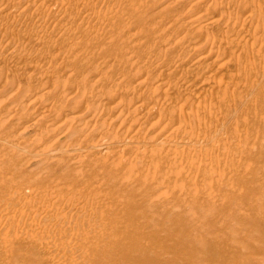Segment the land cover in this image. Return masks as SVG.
I'll use <instances>...</instances> for the list:
<instances>
[{
  "label": "rangeland",
  "instance_id": "rangeland-1",
  "mask_svg": "<svg viewBox=\"0 0 264 264\" xmlns=\"http://www.w3.org/2000/svg\"><path fill=\"white\" fill-rule=\"evenodd\" d=\"M6 1L0 0L1 8H6L8 3L10 7L15 4L22 8L21 0H17V5L16 1L12 3L14 0ZM39 1L34 0L33 7L34 3L29 2V7L27 0H22L26 4L23 10L19 8L24 11H17L19 14L7 10L10 7L1 9L9 12L8 21L19 22L11 21L10 27L0 30V106L4 107L11 100L5 106L7 109H3L7 112L12 106L18 114L14 117L11 109L6 114L0 108L3 111L0 112V264H264V89H260L264 88V76H260L264 75V68L259 74L255 72V77L245 73L246 68L244 74L250 78L244 80L238 76L245 75L241 72L237 76L234 68V60L239 58L242 46L247 47L251 39L256 37V41L264 36V31L261 34L264 20L260 22V30L252 32L255 37L251 31L257 23L244 22L257 8L259 12L263 7L261 13L264 15V6H261L264 1L254 0L257 2L253 5L255 11H252V0H242L244 3L240 0H178L182 4L177 0ZM56 2L59 4L53 9ZM84 4L88 9L83 8ZM212 4L217 6L213 9ZM41 5L54 15L47 14L50 12L44 8L41 11ZM31 9L38 11L35 14ZM90 9L96 15L91 14ZM247 11H250L248 15ZM5 12L0 16L4 23L8 22L4 21ZM42 12L43 17H47L43 18ZM64 12L69 18L67 15L61 18ZM25 13L27 21L23 18ZM231 13L236 15H232V19ZM190 14H199L205 20L208 17L214 23L221 20L219 14L224 21L225 16L230 17V20L226 17L229 22L224 24H230L229 27L233 24L231 29H239L241 33L228 34L232 30L227 31V25L221 26L222 18L220 26L217 23V26H208L207 19L200 34H194L190 29L196 31L199 27L189 25ZM236 17L240 25L246 24L240 26L231 22L238 23ZM57 18L62 19L63 29ZM20 24H24L21 25L24 29H20ZM249 26L253 28L250 29L252 38L249 42L244 38L243 42L241 35ZM248 29L247 37L244 35L247 39L250 38ZM26 30L29 35L35 31V40L29 38ZM183 31L192 40L199 41H192L194 47L203 43L206 31L214 38L219 36L218 41L211 36L208 40L214 39L217 59H224L219 60L223 62L220 64L224 65L225 61L234 68L231 74L228 68L222 69L226 74L221 80L225 81L223 87L219 85L199 95L196 85L203 79L206 83L207 76H210L208 80L214 77L218 83L221 74L210 75L213 65L210 61H207L210 65L204 64L201 58L209 46L198 50L191 43L187 51L186 47L177 46L186 38ZM18 33L24 36L20 38ZM256 33L261 34L260 37ZM229 35L236 36L235 42ZM222 36L224 41L220 39ZM12 42L18 48L12 46ZM216 43L222 44L220 51L227 43H232L229 46L238 44L237 48L231 47L236 49L233 63L227 58L230 52L223 50L225 55L221 54ZM258 44L260 46L261 42ZM181 49L184 51H179ZM180 52L187 54L182 58ZM5 57L10 59L5 60ZM217 59L215 62L219 63ZM198 65H201L202 76L199 75L201 79H195L194 83L193 73L185 68ZM157 69L161 70L155 71ZM180 69L187 70L186 75H182ZM228 75H231L229 80ZM177 76L193 85L187 94L194 102L185 104L183 97L179 98L184 93L185 83L179 85L181 82L177 79L175 84ZM186 76L191 78L187 81ZM257 76L259 83L255 84L253 78ZM251 78V88L253 84L259 87L262 82L259 88L262 94L253 85L257 90H252L253 96L248 95ZM143 79H148L147 84L145 87L138 85L139 90L136 82ZM158 80L165 83H162L163 88L159 87ZM214 80L207 83L212 84ZM237 80L243 82L240 84ZM157 82L160 91L154 89ZM245 82L249 85L243 87ZM164 85L171 91H165ZM128 86L133 88L131 92L126 90ZM124 87L127 92L123 91ZM142 88L149 90L142 91ZM134 90L137 94H133ZM173 93L181 100H176ZM7 98L12 99L7 101ZM201 100H205L204 103ZM119 102V112L124 106L120 113L114 107ZM39 103L41 107H37ZM140 103L145 106L142 108ZM138 104L141 110L145 109L143 115ZM53 107L55 110L51 111ZM137 109L139 114L135 112ZM90 110L93 114L90 112V117L86 116L87 123L82 122L84 116L80 123L79 119L75 121L79 112L84 115V111ZM88 120L90 124L93 122L92 126ZM142 121L143 126H140ZM138 126L141 129H137ZM85 138H90L91 142L86 143ZM82 142L88 145H84L86 150L77 146ZM85 153L88 159L84 158ZM71 202L75 203L69 208L67 203ZM48 212L51 213L48 215Z\"/></svg>",
  "mask_w": 264,
  "mask_h": 264
},
{
  "label": "bare ground",
  "instance_id": "bare-ground-1",
  "mask_svg": "<svg viewBox=\"0 0 264 264\" xmlns=\"http://www.w3.org/2000/svg\"><path fill=\"white\" fill-rule=\"evenodd\" d=\"M4 1H5V0H4ZM7 1L9 2V0H7ZM7 1H6V2H7ZM15 1H16V5H17V0L12 1V3H13V2L15 3ZM18 1H19V0H18ZM38 1H39V0H37V2H38ZM43 1H46V0L39 1V3H40V2L43 3ZM49 1H50V0H49ZM64 1H66V0H64ZM80 1H81V0H80ZM80 1H79V2H80ZM84 1H85V0H84ZM132 1H134V0H132ZM177 1H178V0H177ZM193 1H194V0H193ZM193 1H192V2H193ZM201 1H202V0H201ZM223 1H224V0H223ZM229 1H232V0H229ZM234 1H235V0H234ZM240 1H241L242 3H244V1H246V0H244V1L240 0ZM252 1H253V3H252V4L250 3V4L252 5V6H251V7H252V11H255V10L253 9V5H254V3H255L256 1H254V0H252ZM258 1H261V0H258ZM262 1H264V0H262ZM262 1H261V2H262ZM6 2H5V3H6ZM20 2H21L23 5L26 4V3H27L26 5H28L29 2L34 3V0H33V1L30 0L29 2H28V0H27L26 3H24L25 1L22 2V0H21ZM20 2H19V3H20ZM47 2H48V0H47ZM50 2H51V1H50ZM79 2H78V3H79ZM87 2H88V0H87ZM87 2H86V5H87ZM178 2H179L180 4H182V1H178ZM183 2H184V0H183ZM185 2H186V1H185ZM198 2L200 3V1H198ZM5 3H3V5H4ZM19 3H18V5H19ZM31 3H30V4H31ZM35 3H36V2H35ZM35 3H34L33 5L31 4V7L35 6ZM39 3H37L36 6L40 7V6H39ZM45 3H46V2H45ZM45 3H44V4H45ZM60 3H61V2H60ZM62 3H63V2H62ZM179 3H178V4H179ZM187 3H188V2H187ZM190 3H191V2H190ZM193 3H197V2H193ZM193 3L191 4V6H193ZM221 3H222V2H221ZM221 3H219L218 5H220ZM258 3H259V2H258ZM22 4H20V5H22ZM56 4H59V3L56 2L55 4H53V5H52V6H54L53 9L55 8ZM69 4H70V3H69ZM81 4H82V3H81ZM180 4H179V5H180ZM200 4H201V3H200ZM222 4H223V3H222ZM222 4H221V5H222ZM245 4H246V3H245ZM250 4H249V5H250ZM256 4H257V2L255 3V5H256ZM3 5H2V6H3ZM5 5H6V4H5ZM5 5H4V6H5ZM23 5H22V8H23ZM70 5H71V4H70ZM84 5H85V4H84ZM86 5H85V6L82 5L83 8L85 7V9H86V8H87ZM197 5H198V3L196 4V7H198V6L200 7V5H198V6H197ZM28 6H29V5H28ZM41 6H43V5H41ZM45 6L48 8L49 5L46 4ZM50 6H51V4H50ZM58 6L60 7V5H58ZM201 6H202V5H201ZM213 6L216 7L217 4H216V5L212 4V7H213ZM259 6H260V3H259ZM259 6H256V7H259ZM261 6H264V3H262ZM5 7H6V6H5ZM7 7H10L9 3L7 4ZM7 7H6V8H7ZM24 7H25V6H24ZM26 7H27V6H26ZM29 7H30V6H29ZM29 7H28V8H29ZM38 7H37V8H38ZM59 7H58V8H59ZM88 7H89V8H92V7H90V6H88ZM196 7H195V8H196ZM215 7H213V9H214ZM6 8L3 9V8L0 7V16H1L2 12H5V11H1V9L5 10ZM19 8H21V6L18 7V6H15V4H13V5H11V7H10L9 9L7 8V10H14V11H16V12L18 11V12L20 13V12H22L23 9L21 8L22 10L20 11ZM35 8H36V7H35ZM42 8H44V6L41 7V11H42ZM47 8H44V10L47 9ZM56 8H57V7H56ZM56 8H55V9H56ZM249 8H250V7H249ZM254 8H255V7H254ZM262 8H263V7H261V9L259 8V9H260L259 12H258V8H257V9L255 8L257 12L255 11V12H253L252 14H249V15H251V16H247L246 21H245V19H244V22H247V21H248V22L254 23V21H255V23H257V24H256V28H255V26L253 27V28H254L253 31H251V30L253 29V28L251 29V27H252L253 25H252L251 27L249 26V27H248L249 29H248V28H245V31H243L244 29L241 30V31L244 32V35H245L246 30L248 29V31H249L248 33H249V36H250V38L247 39V38H246L247 35H245L246 37H244V35H241V38L243 37V42H244V38H245L246 41L250 40V39L252 38V36H251V34H253L252 32H254L255 30H258V28H261V26L264 25V23H263V22H264V21H263V20H264V17H262V16H264V15H263V13H261V12H262V11H261ZM24 9H25V8H24ZM29 9H30V8H29ZM33 9H34V8H33ZM59 9H61V7H60ZM59 9H58V10H59ZM87 9H88V8H87ZM189 9H190V8H189ZM210 9H212V8H210ZM210 9H209V10H210ZM47 10H48V9H47ZM47 10H46V11H47ZM244 10H245V9H244ZM244 10H243V11H244ZM248 10H250V9H248ZM14 11H12V12L14 13ZM31 11H34V10L31 9ZM35 11L37 12L38 9H36ZM35 11L32 12V13H35V14H36ZM48 11L50 12V10H48ZM48 11H47V12H48ZM51 11L53 12L54 10H51ZM90 11H92V9H90ZM18 12H17V13H18ZM23 12H24V11H23ZM23 12H22V13H23ZM28 12H29V11H27V13H28ZM56 12H57V11H56ZM192 12H193V11H192ZM206 12H207V11H206ZM5 13H6L5 16H6L7 18L5 17L6 19H5L4 21H8L9 18H8L7 14H8L9 12L6 11ZM10 13H11V11H10ZM13 13H12V15H13ZM19 13H18V14H19ZM27 13H25L26 16L23 17L25 20H26V17H27ZM54 13H55V12H54ZM58 13H59V12H58ZM64 13H65V12H64ZM88 13H89V12H88ZM90 13H91V14H92V13L95 14V12H93V11L90 12ZM194 13H195V12H194ZM248 13H250V11H249V12L247 11V15H248ZM260 13H261L262 15H261ZM18 14H16V16H17ZM40 14H41V12L39 13V15H40ZM47 14H52V13L50 12V13H47ZM55 14H56V13H55ZM61 14H62L61 18L64 17L63 15H65V16H66V15H67V16L69 15V14H67V13H65V14L61 13ZM200 14H201V13H200ZM202 14H203V13H202ZM202 14H201V15H202ZM204 14H205V13H204ZM220 14H221V13H220ZM220 14H219L218 18H219V19L221 18V20H222L223 15H222V17H220V16H221ZM242 14H243V12H242ZM242 14H240V15H242ZM21 15H22V14H21ZM21 15H20V16H21ZM30 15H32V14L30 13ZM30 15H29V16H30ZM52 15H54V14H52ZM57 15H58V14H57ZM87 15H89V14H87ZM95 15H96V14H95ZM97 15H98V14H97ZM198 15H199V14H198ZM198 15H197V14H196V15H195V14H193V15L190 14V16H189V18H188V19H189L188 22H189V25H190L191 27H192V26H197V27H199V29L196 27V28L198 29V31H197V29H196V31H193V30H195L194 28H193V29H192V28L190 29V27L188 28V29L192 30V32H195L194 34H196V32L199 33V31L201 32V29L203 28L202 25H203V24L205 23V21L208 19L207 16H206L207 19L205 20V17H204V19H203V16L200 17L201 15H199V16H198ZM224 15H225V14H224ZM227 15H229V14H227ZM232 15H233V14L231 13V16H230L231 19H232ZM3 16H4V13L2 14L1 17H3ZM9 16H10V15H9ZM14 16H15V15H14ZM16 16H15V17H16ZM22 16H24V15H22ZM22 16H21V17H22ZM32 16H33V19L36 20V18H34L35 15L33 14ZM89 16H90V15H89ZM235 16H236V15L234 14L233 17H235ZM237 16H239V15H237ZM260 16H261V17H260ZM1 17H0V21L3 22V20L1 19ZM35 17H36V16H35ZM39 17H40V16H39ZM42 17H43V12H42ZM44 17H47V16H44ZM44 17H43V18H44ZM55 17H56V15H55ZM58 17H60V15H59ZM70 17H72V16L70 15ZM226 17H227V16H225V21H224V18H223V21H224V22H223V23L221 22V26H222V24H224L225 22H229V21L226 20ZM230 17H227V18H229V20H230ZM13 18H14V17H13ZM17 18H18V16L16 17V19H17ZM19 18H20V17H19ZM27 18H28V17H27ZM31 18H32V17H31ZM40 18H41V17H40ZM43 18H41V21H42ZM52 18H53V17H52ZM61 18H59V19L57 18V22H58V21H59V22L61 21L60 24H62V19H63V18H62V19H61ZM68 18H69V16H68ZM218 18H217V20H218ZM236 18H237L236 20H238V17H236ZM241 18H242V20H243V16H242V17L240 16V19H241ZM260 18H261V19H260ZM21 19H22V18H21ZM49 19H50V18H49ZM60 19H61V20H60ZM66 19H67V18H66ZM18 20H19V19H18ZM30 20H31V19H30ZM35 20H34V21H35ZM38 20H39V18H38ZM52 20L55 21V19H52ZM68 20H69V19H68ZM208 20H209V21H208V26H209V25H212V26L215 25V26H217V25L220 23V21H221V20H220V21L218 20L219 22H216V21H215V22L217 23V25H216V23L210 21V19H208ZM212 20H213V17H212ZM261 20H262L263 22H262ZM11 21H15V19H14V20H11ZM11 21H8V22H5V23L3 22V24L0 23V30H1L2 28H5V30H6V27H8V26L10 27V25L12 24ZM26 21H27V20H26ZM31 21H32V20H31ZM31 21H30V22H31ZM41 21H40V22H41ZM64 21H65V20H64ZM15 22H17V21H15ZM15 22H14V23H15ZM18 22H19V21H18ZM18 22H17V23H18ZM22 22H23V21H22ZM40 22H39V23H40ZM47 22H48V21H47ZM57 22H56V23H57ZM59 22H58V23H59ZM67 22H68V21H67ZM231 22H234L236 25L240 23L239 20L237 21L238 23H236V21H232V20H231ZM244 22H243V23L241 22V23H242L241 25H245L246 23L244 24ZM260 22H262V25L260 24ZM17 23H16V24H17ZM23 23H24V22H23ZM32 23H34V22H32ZM32 23H31V24H32ZM58 23H57V24H58ZM65 23H66V22H64V24H65ZM206 23H207V21H206ZM206 23H205V24H206ZM251 23H250L249 25H251ZM34 24H35V23H34ZM34 24H33V25H34ZM235 24H234V26H235ZM259 24H260V25H259ZM21 25H24V24H20V26H21ZM38 25H39V28H40L41 24H38ZM224 25L226 26L227 23L224 24ZM224 25H223V26H224ZM229 25H230V24H228L227 27H229ZM232 25H233V24H232ZM232 25L229 27L230 29H228V28L226 27L227 31H228V30H232V29H231V28H232ZM239 25H240V24H239ZM241 25H240V26H241ZM258 25H259V26H258ZM46 26H47V25H46ZM60 26H61V25H60ZM204 26H205V25H204ZM218 26H220V25H218ZM11 27H12V26H11ZM13 27H15V26L13 25ZM30 27H31V26H30ZM35 27H36V26H35ZM42 27H43V26H42ZM44 27H45V25H44ZM205 27H207V26H205ZM21 28H22V26L20 27V29H21ZM28 28H29V27H28ZM46 28H47V27H46ZM46 28H44V30H46ZM243 28H244V27H243ZM7 29H8V28H7ZM22 29H24V28H22ZM36 29H37V28H36ZM42 29H43V28H42ZM62 29H63V24H62ZM188 29H187V30H188ZM223 29H224V28H223ZM233 29H235V28H233ZM250 29H251V30H250ZM262 29H263V30H262ZM262 29H261V30H262V33H261V34L263 35L264 28L262 27ZM34 30H35V29H34ZM34 30H33V31H34ZM40 30H41V28H40ZM203 30H204V29H203ZM238 30H239V29H238ZM238 30H237V31H236V30H232V31H229V32H227V33H228V34L230 33L231 35H233V34L236 35V34L238 33ZM259 30H260V29H259ZM259 30H258V31H259ZM20 31H21V30H20ZM38 31H39V30H38ZM42 31H43V30H42ZM185 31H186V30H185ZM204 31H205V30H204ZM233 31H235V32L233 33ZM250 31H251V34H250ZM21 32H22V31H21ZM23 32H24V31H23ZM43 32H44V31H43ZM188 32H189V31H188ZM190 32H191V31H190ZM206 32L209 33V31H206ZM219 32H220V31H219ZM219 32H218V33H219ZM223 32H224V31H223ZM255 32H256V31H255ZM255 32H254V33H255ZM26 33H28L27 30H26ZM34 33H35V31H34ZM34 33H33V34L31 33V35H29L30 33H28L27 35H29V38H30V39H32V40L34 39V40H35V36H36V34H34ZM202 33H203V31H202ZM208 33H205V32H204L203 43H202V44L199 43V44H200L199 46L196 44V43H198L199 41L196 42L195 39L192 40V38H191L190 36L186 35V34L184 33V31H183V34L186 35L185 40H183L184 38L181 37L183 41L181 40L178 44H177V41L175 40V43L177 44V46L179 45V48H180V47H181V48H185V47L187 48V45H189V44L191 45L192 41H195V42H196V43H195V42H194V43H195L197 46L194 47L195 45L193 46V43H192V46H193L194 48H196V49L198 48V50H199V49H203V48L206 49V47L209 46V48L207 47L208 49H207L206 53L203 54L201 58L204 59V64H205V63H206V64L208 63V64L210 65V63H211V64L213 65L212 68H211L210 66H208V65H205V66H207L208 68H209V67L211 68V70H212V74H210V75H214V74L216 75L217 73H220V74H221V75H219V80H220V81L218 80V83H217V81L214 80L215 78L213 77V79H211V80H214V82L212 81L214 84H213L212 82H211L212 84H209V83H207V81L210 82L211 80H208V79H210V76H207V79L205 80L206 83L204 82V79H203V82L201 81V82L199 83V82H198V81H199L198 78H200L199 75L202 76V74H201V72H200V70H199V67H200L201 65H200V66H199V65H198V66H195V67H193V68H192V67H189V68L187 67V68H185V69L188 70V73H189V70L193 73V75H194L193 78H194V77H195V78L192 79V80H194V83H195V79L198 80V81H196V83H199V84H198V86L196 85V87H195L196 89H198V93L200 92V93L202 94V92H205V93H206V91H207V92L210 91V90L212 91V89H213L214 87L217 88V87H219V85H220V87H223V84H222V83L225 84V81L223 82V81H221V80H223V79H224L223 76L226 75L224 72H222V69H223V68H224V69H225V68H228V69H229V72L231 71V69L236 68V70L238 71V72H236V73H237V76H238V74L241 73V72H242V74H244V71L246 70V68H248V69L245 71V73H247V72H248V73H251V74H253V76H254L256 73L259 74L258 72H261V70L264 68V67H263V66H264V55H263L264 52H262V51H264V36H262V37H263L262 39H261V38H258V37H260V35H261V34H260V35L258 34V35H259V36H258V35H257L258 32L256 33V36H258L257 38L260 39V40L256 39V41H255V38H256V37H255L254 34H253V36H254L255 38L253 37L254 40L251 39V40H252V41H251V44H250V45L248 44L249 47H248V45H247V47H246V46L244 47V46L241 45L242 48L244 47V48H243L244 50H242V48H241V53H240L241 55L239 54V58L237 57V58H236V61L234 60L235 57L232 58V57H233L232 55H234L233 52H235L236 49L233 50L232 48H233L234 46H236V47H234V48H237L238 44L233 43V44H235V45H232V46H233V47H232V46H229V45L232 44V43H229V45H228V43H227V44H225V46H224V48L222 49V51H220V46H221L222 44H221V43H220L219 45H217V43L215 44V45L218 46V49H219L218 51H220L221 54H223L224 51H226V52H230V53H227V54H230L231 56L229 55V56H227V58L229 57L228 59H231L230 62H232V63H233V60H234V62L236 63V64L234 63V65H236L234 68L231 67V66L228 65V64L226 65V64H225V61H224V65L220 64V62H222V61H219V60L222 59V58H221V57H218V59H217V51H216V48L213 49V48H214V39H216V41H218V40H219V36H217V38H218V39H217V38H214V35H209L210 33H209V34H208ZM212 33H213V32H212ZM212 33H211V34H212ZM218 33H217V34H218ZM220 33H221V32H220ZM220 33H219V34H220ZM232 33H233V34H232ZM239 33H241V32H239ZM239 33H238V34H239ZM187 34H188V33H187ZM190 34L193 35V33H190ZM199 34H200V33H199ZM213 34H216V33H213ZM217 34H216V35H217ZM27 35L25 34V36H27ZM39 35H40V34H39ZM172 35H173V34H172ZM192 35H191V36H192ZM197 35H198V34H197ZM201 35H202V34H201ZM201 35L198 36V37H201ZM221 35H224V34H221ZM18 36H21V33H20V34L18 33ZM22 36H24V34H22ZM22 36H21L20 38H22ZM209 36H211V37L214 38V39H213V38H210V40L213 39L212 42H211L210 40H208V39H209ZM226 36H227V35H226ZM229 36H230V35H229ZM249 36H248V37H249ZM1 37H2V36H1ZM179 37H180V36H179ZM189 37L191 38V40L189 39ZM192 37H193V36H192ZM198 37H195V35H194L193 38H198ZM203 37H201V38H203ZM215 37H216V36H215ZM227 37H228V36H227ZM230 37H232V36H230ZM20 38L18 37V39H20ZM222 38H223V36L220 37L221 40H222ZM235 38H236V36L232 37L231 40L234 39L233 41L235 42V40H236ZM238 38H239V37H238ZM238 38H237V39H238ZM241 38H240V39H241ZM4 39H5V38H4ZM177 39H178V38H177ZM179 39H180V38H179ZM179 39H178V41H179ZM240 39H239V40H240ZM5 40H6V39H5ZM12 40H13V39H12ZM14 40H15V39H14ZM16 40H17V39H16ZM20 40H21V39H20ZM241 40H242V39H241ZM257 40H258V41H257ZM2 41H3V40H2ZM7 41H8V40H7ZM17 41H19V40H17ZM37 41H38V40H37ZM37 41H36V42H37ZM190 41H191V42H190ZM201 41H202V40H201ZM201 41H200V42H201ZM208 41H210L211 43L208 42ZM216 41H215V42H216ZM222 41H224V40H222ZM13 42H14V41H13ZM13 42H12V43H13ZM227 42H228V41H227ZM229 42H230V41H229ZM240 42H242V41H240ZM248 42H249V41H248ZM248 42H247V43H248ZM258 42H261V45H260V46H257V45L260 44V43L258 44ZM0 43H1V42H0ZM5 43H6V42H5ZM175 43H173V44H175ZM225 43H226V42H225ZM256 43H257V44H256ZM18 44H19V42H18ZM176 44H175V45H176ZM242 44H243V43H242ZM255 44H256V46H257L258 48L255 46ZM9 45H10V44H8L7 46H9ZM14 45H16V44L13 43L12 46H14ZM201 45H202V47H201ZM243 45H245V43H244ZM3 46H4V45H3ZM5 46H6V45H5ZM253 46H255L257 49H256L255 47L253 48ZM16 47H17V45H16ZM174 47H175V46H174ZM193 47H192V48H193ZM199 47H200V48H199ZM221 47H222V46H221ZM231 47H232V48H231ZM13 48H15V47H13ZM17 48H18V47H17ZM175 48H178V47H175ZM190 48H191V46H190ZM192 48H191V49H192ZM194 48H193V49H194ZM188 49H189V47L186 49V51H187ZM191 49H190V51H191ZM176 50H177V49H176ZM223 50H224V51H223ZM231 50H232V51H231ZM239 50H240V49H239ZM11 51H12V50H11ZM21 51L23 52V50H21ZM179 51L183 52L184 50L182 51V49H181V50H179ZM242 51H243L244 53H243ZM256 51H257V52H256ZM12 52H15V51H12ZM24 52H25V51H24ZM181 52H180V53H181ZM188 52H189V51H188ZM17 53H19V52H17ZM25 53H26V52H25ZM184 53H185V52H184ZM184 53H183V54H184ZM232 53H233V54H232ZM262 53H263V54H262ZM21 54H23V53L20 52V56H21ZM158 54H159V53H158ZM158 54H154V55H158ZM181 54H182V53H181ZM183 54H182V55H183ZM185 54H187V53H185ZM242 54H246V55H242ZM163 55H164V54H163ZM223 55H225V54H223ZM7 56H8V55H7ZM11 56H14V55H11ZM23 56H25V55H23ZM161 56H162V55H161ZM171 56H173V55H171ZM180 56H181V55H180ZM180 56H179V57H180ZM235 56H236V55H235ZM237 56H238V55H237ZM241 56L246 57V59L244 58V60H242V59H241V58H242ZM14 57H15V56H14ZM16 57H18V59H20L19 56H16ZM136 57H137V56H136ZM156 57H157V56H156ZM156 57H154V58H156ZM158 57H159V55H158ZM181 57H182V56H181ZM181 57H180V58H181ZM7 58H8V57H7ZM12 58H13V57H12ZM24 58H25V57H24ZM177 58H178V57H177ZM180 58H179V59H180ZM182 58H184V55H183ZM182 58H181L180 61L184 62V61L182 60ZM201 58H200V59H201ZM9 59H10V58L6 59V57H5V60H9ZM25 59H27V58H25ZM156 59H157V58H156ZM161 59H162V58H161ZM216 59L218 60L219 63L215 62ZM228 59H226V60H228ZM12 60H13V59H12ZM152 60H153V59H152ZM168 60H169V59H168ZM177 60H178V59H177ZM222 60H224V59H222ZM10 61H11V60H10ZM158 61H159V60H158ZM180 61H179V62H180ZM205 61H206V62H205ZM207 61H210V63L207 62ZM149 62H150V61H149ZM175 62H176V64L179 63V62H177V61H174V63H175ZM182 62H180V65H182V64H181ZM13 63H14V62H13ZM133 63H134V62H133ZM153 63H154V60H153ZM161 63L164 64L163 62H161ZM171 63H172V62H171ZM222 63H223V62H222ZM226 63H227V61H226ZM232 63H231V64H232ZM159 64H160V62H159ZM159 64L157 63V65H159ZM176 64H175V65H176ZM229 64H230V63H229ZM160 65H161V64H160ZM178 65H179V64H178ZM234 65H232V66H234ZM176 66H177V65H176ZM176 66H173V67H176ZM166 67H167V66H166ZM166 67H165V68H166ZM168 67H169V66H168ZM173 67H172V68H173ZM207 67H206V68H207ZM157 68H158V67H157ZM163 68H164V67H163ZM165 68H164V70H165ZM169 68H170V67H169ZM150 69H151V68H150ZM152 69H153V65H152ZM154 69H155V68H154ZM154 69H153V70H154ZM182 69H183V68H182ZM153 70H152V71H153ZM160 70H161V69H160ZM160 70L157 69V70H155V71H160ZM164 70H162V71H164ZM166 70H168V69H166ZM166 70H165V71H166ZM187 70H186V71L183 70V72H182V70L180 69V71H181L180 73H181V74H182V73L184 74V72L187 73ZM206 70H207V69H206ZM149 71H150V70H149ZM152 71H151V72H152ZM168 71H169V70H168ZM168 71H167V72H168ZM207 71H210V70H207ZM147 72H148V70H147ZM151 72H150V73H151ZM169 72H171V71H169ZM169 72H168V73H169ZM172 72H173V71H172ZM210 72H211V71H210ZM210 72H209V73H210ZM232 72H233V71H232ZM255 72H256V73H255ZM148 73H149V72H148ZM152 73H153V72H152ZM154 73H155V72H154ZM156 73H157V72H156ZM173 73H174V72H173ZM177 73H179V71H178ZM236 73H235V75H236ZM263 73H264V72H263ZM183 74H182V75H183ZM224 74H225V75H224ZM228 74H231V72L228 73ZM261 74H262V73H261ZM149 75H150V74H149ZM158 75L161 76L160 78H162V75H163V74L161 75V72H159ZM175 75H176V74H175ZM178 75H179V74H178ZM184 75H186V74H184ZM188 75H190V74H188ZM207 75H208V74H207ZM233 75H234V74L232 73V76H233ZM244 75H245V77H241L242 75L239 74L238 77L241 78V80H244V78H245V79L250 78V77L248 76V74H247V75L244 74ZM244 75H243V76H244ZM159 76H158V77H159ZM180 76H181V75H180ZM180 76H179V77H180ZM191 76H192V75H191ZM191 76H190V77L188 76L189 79L191 78ZM229 76H231V75H228V77L226 76L228 80H229ZM251 76H252V75H251ZM255 76H256V75H255ZM255 76H254V77H255ZM258 76H259V75H258ZM258 76H257L256 78H253V79H254V83H255V82H258V83H259V80H257ZM260 76L263 77L264 75H260ZM155 77H157V76H155ZM158 77H157V78H158ZM181 77H182V76H181ZM181 77H180V79L178 78V76H177V78H175V79L173 78L174 80H176V81H173V82H175V84H177L176 82H177V79H178V81L180 80V82H181L180 84L178 83L179 85H181L182 83H185V81L183 80L184 78H181ZM186 77H187V76H186ZM188 77H187V81H188ZM208 77H209V78H208ZM246 77H247V78H246ZM150 78H151V76H150ZM242 78H243V79H242ZM144 79H145V78H144ZM144 79H143V80H144ZM158 79H159V78H158ZM200 79H201V78H200ZM232 79H235L234 76H233ZM255 79H256L257 81H255ZM259 79H260V78H259ZM262 79H263V78H262ZM132 80H133V79H132ZM141 80H142V79H141ZM147 80H148V79H147ZM147 80H146V81H145V80H144V81H141L140 83H137V82H136L137 88L139 87V90H140L141 87H145L144 85L147 84V83H146ZM159 80H160V79H159ZM159 80H158V81H159ZM161 80H162V79H161ZM161 80H160V81H161ZM171 80H172V79H171ZM185 80H186V78H185ZM192 80H191V81H192ZM228 80H226V81L228 82V83H227V82H226V83H227V84H230V82H229ZM238 80H239V79H238ZM238 80H237V81H238ZM122 81H123V79H122ZM136 81H137V80H136ZM160 81H159V82H160ZM183 81H184V82H183ZM187 81H186V82H187ZM215 81H216V83H215ZM230 81H232L231 78H230ZM233 81H234V80H233ZM245 81H246V80H245ZM261 81H262V80L260 79V82H261ZM263 81H264V80H263ZM120 82H121V80H120ZM159 82H157L156 87L154 86V87H155V88H154L155 90H158L159 87H160V88L162 87V83H163V81L160 82V84H159L160 86L158 85ZM164 82H165V81H164ZM167 82H168V81H167ZM170 82H171V81H170ZM189 82H190V81H189ZM238 82L240 83V81H238ZM242 82H243V81H241V83H242ZM171 83H172V82H171ZM190 83H191V82H190ZM241 83H240V84H241ZM246 83H247V82L243 83V85H244L243 87H245V85H249V84H250V85H249V87H250V86H251V83H252V78H251L249 84H248V83L246 84ZM149 84H150V83H149ZM163 84H165V83H163ZM168 84H169V83H168ZM172 84H173V83H172ZM172 84H171V85H172ZM175 84H174V85H175ZM186 84H187V83H185V85H186ZM227 84H226V85H227ZM240 84H237V83H236L237 86L240 85ZM255 84H257V83H255ZM255 84H253V85H255ZM134 85H135V84H133V88L136 87V86H134ZM138 85H141V87L138 86ZM151 85H152V84H151ZM157 85H158L159 87H158ZM182 85H183V84H182ZM185 85H184V87H183V90H184V93H185V94L183 93V91H181L184 95H183V94H182V96L179 95V89H178V90L176 89V90L178 91V94H177V95L180 96L179 98L183 97V98H181V99L184 100V103H185V104H186V102H190V101H191L190 103H192V102H194V101H192V99L190 98V94H187V93H188V91L190 90V88H191L193 85H192V84H191L192 86L189 85V84H187L186 86H185ZM194 85H195V84H194ZM221 85H222V86H221ZM226 85H224V86L227 87ZM253 85H252V88H254L255 86L258 87V85H255V86H253ZM261 85H262V82H261L260 86H261ZM125 86H126V85H125ZM131 86H132V85H131ZM164 86H165V85H164ZM177 86H178V85H177ZM228 86H229V85H228ZM260 86L258 87V89L260 88ZM97 87H98V86H97ZM148 87H149V86H148ZM165 87H167V88L164 89V90L166 91L169 87H168L167 85H166ZM130 88L133 89L132 87H130ZM156 88H157V89H156ZM162 88H163V87H162ZM171 88H172V87H171ZM179 88H180V87H179ZM237 88H238V87H237ZM237 88H235V89H237ZM247 88H248V86H247ZM252 88L250 87L251 91H250V94H248V95H252V93H251L252 90H255V89H256V88H254V89H252ZM16 89H17V87H16ZM127 89H129V86L126 88V90H127ZM131 89H129L130 91H129V90H128V91L131 92ZM135 89H136V88H135ZM145 89H146V88H142V91H143V90H144V91L149 90V88H147L146 90H145ZM150 89H151V88H150ZM152 89H153V87H152ZM250 89H249V90H250ZM260 89H264V88L262 87V88H260ZM260 89H259V91H260V93H261L262 90H260ZM18 90H19V89H18ZM95 90H96V89H95ZM124 90H125V87H124L123 91H124ZM155 90H150V91L154 92ZM169 90H170V89H168V92H169ZM180 90H181V89H180ZM217 90H219V89H217ZM217 90H216V91H217ZM256 90H257V89H256ZM15 91H17V90H15ZM134 91H135V90H134ZM142 91H140V92H142ZM159 91H160V89H159ZM165 91H164V93H165ZM170 91H171V90H170ZM124 92H127V91H124ZM132 92H133V91H132ZM168 92H166V94H167ZM181 92H180V94H181ZM255 92H257V94H258V91H255ZM263 92H264V90H263ZM263 92H262V93H263ZM13 93H14V92H13ZM18 93H19V92H17V94H18ZM135 93H136V91L133 92V94H135ZM144 93H145V92H144ZM147 93H148V91H147ZM155 93H156V91H155ZM176 93H177V92H175V94H176ZM200 93H199V95H200ZM209 93H211V92H209ZM218 93H219V92H218ZM220 93H221V90H220ZM224 93H225V92H224ZM262 93H261V94H262ZM136 94H137V93H136ZM138 94H139V93H138ZM150 94H152V93H150ZM159 94H160V93H159ZM173 94H174V93H173ZM175 94H174V95H175ZM263 94H264V93H263ZM168 95H169V94H167V96H168ZM191 95H193V94H191ZM253 95H254V92H253ZM253 95H252V96H253ZM17 96H18V95H17ZM17 96H16V97H17ZM163 96H165V94H164ZM175 96H176V95H175ZM195 96L198 97V94L195 95ZM252 96H251V97H252ZM259 96H260V94H259ZM259 96H257V97H259ZM262 96H263V95H261V97H262ZM12 97H13V95H12ZM169 97H170V96H168V97H166V98L169 99ZM255 97H256V96H255ZM177 98H178V96H176V100H177ZM179 98H178V101L181 100V99H179ZM192 98H195V97L193 96ZM202 98H203V97H202ZM7 99H8V98H7ZM10 99H12V98H10ZM10 99H8L7 101H9ZM164 99H165V98H164ZM168 99H167V100H168ZM252 99H253V98H252ZM14 100H15V98L13 99L12 103L14 102ZM202 100H203V99H202ZM202 100H201V101H202ZM253 100H254V99H253ZM7 101H5V103H6ZM10 101H11V100H10ZM10 101L7 102V104L10 103ZM164 101H165V100H164ZM164 101H163V102H164ZM178 101H177V102H178ZM204 101H205V100H204ZM204 101H202V102L204 103ZM202 102H201V103H202ZM120 103H121V102L117 103V104H119V105H116V104H115L116 106L114 105L115 109H118V107H120ZM165 103H166V101H165ZM182 103H183V102H182ZM184 103L181 105L182 107H183ZM7 104H4V105H3L4 107H1V106H0V108L4 111L3 108H6V109H7V107H5ZM123 104H124V103H123ZM140 104H142V103H140ZM148 104H149V103H148ZM205 104H206V103H205ZM10 105H11V104H9V106H10ZM14 105H15V103H14ZM16 105H17V104H16ZM19 105H21V104H19ZM39 105H40V103L37 105V107H38ZM121 105H122V104H121ZM124 105H126V104H124ZM138 105H139V104H138ZM200 105H202V104H200ZM17 106H18V105H17ZM43 106H44V105H43ZM55 106H56V105H55ZM140 106H141V105H139V108H140V110H141V107H140ZM144 106H145V105L142 104V108H143ZM184 106H185V105H184ZM189 106H190V105H189ZM189 106H188V107H189ZM202 106H205V107H206L207 105H202ZM10 107H11V108H10ZM10 107H8V109H9V110L11 109V111H13V112H12V115H13V116L15 115V116L17 117L18 114L16 115V113L14 112V110H12V106H10ZM19 107H20V106H19ZM19 107H18V108H19ZM39 107H41V106H39ZM47 107H48V106H47ZM57 107H58V104H57ZM136 107H137V106H136ZM205 107H204V108H205ZM209 107H210V106H209ZM14 108H15V107H14ZM18 108H16L15 110L17 111ZM123 108H124V106L122 105V109H121V110H123ZM147 108H149V107H147ZM147 108H146V110L148 111ZM180 108H181V107H180ZM21 109H22V108H20V111L23 110V109H22V110H21ZM38 109H39V108H38ZM41 109H43V108H41ZM53 109H54V107L51 109V111H53ZM86 109H87V108H86ZM88 109H91V108H88ZM119 109H120V108H119ZM119 109H118V112H119ZM151 109H152V108H151ZM181 109H182V108H181ZM9 110H7L8 113L10 112ZM47 110H48V112H50L49 109H47ZM54 110H55V109H54ZM84 110H85V109H84ZM91 110H92V109H91ZM91 110H90L89 112L84 111V112H85L84 115H83V114H80L81 112H79V113H78V116L81 115V116H80L81 118H80V117L78 118V116L76 115L77 118L74 117V118H75V121L78 122V119H79V122H78V123H80V122L84 119L82 122H86V121H85V118H86V116L90 117V114H91L90 112H92ZM121 110H120V112H121ZM134 110H135V108H134ZM134 110L132 111V114H134L135 112H138V109H137V111H135V112H134ZM142 110H143V109H142ZM142 110L140 111L141 113H142ZM144 110H145V109H144ZM144 110H143V111H144ZM149 110H150V109H149ZM210 110L212 111V109H210ZM3 111L0 110V112H3ZM44 111L46 112V110H43V113H44ZM57 111H58V110H57ZM87 111H88V110H87ZM4 112L7 114L6 111H4ZM22 112H23V111H22ZM22 112H21V113H22ZM40 112H42V111H40ZM48 112H46V114H48ZM120 112H119V113H120ZM180 112H181V111H180ZM5 113H4V114H5ZM18 113H20V112L18 111ZM58 113H59V112H58ZM82 113H83V112H82ZM97 113H99V112H97ZM141 113H140V115H141ZM40 114H41V113H40ZM56 114H57V112H56ZM59 114H60V113H59ZM59 114H57V115H59ZM79 114H80V115H79ZM92 114H93V112H92ZM100 114H101V113H100ZM138 114H139V112H138ZM143 114H144V113H142V115H143ZM57 115H56V116H57ZM96 115H97V114H96ZM96 115H95V117H96ZM136 115H137V114H136ZM140 115H139V116H140ZM142 115H141V116H142ZM9 116H11V115L9 114ZM13 116L10 117V118H13ZM15 116H14V117H15ZM43 116H44V115H43ZM82 116H84L83 119H82ZM92 116H93V115H92ZM0 117H1V116H0ZM58 117H59V116H58ZM93 117H94V116H93ZM95 117H94V118H95ZM97 117H98V116H97ZM44 118H45V116H44ZM74 118H73V119H74ZM94 118H93V121H94ZM124 118H125V120H126V117H124ZM39 119H42V115L39 117ZM76 119H77V120H76ZM91 119H92V118H89V120H91ZM96 119H98V118H96ZM96 119H95V120H96ZM80 120H81V121H80ZM89 120H88V123H89ZM91 121H92V120H91ZM130 121H131V120H130ZM144 121H145V120H144ZM124 122H125V121H124ZM126 122H127V121H126ZM35 123H36V122H35ZM78 123H76L77 126H80V124L78 125ZM86 123H87V122H86ZM92 123H93V122H91V124H90V123H89V124L92 126ZM95 123H96V121H95ZM95 123H94V125H93V126H95L94 129L96 128ZM122 123H123V122H122ZM133 123H134V122H133V120H132V124H133ZM140 123H141V122H140ZM143 123H144V122L142 121V123H141L140 126H143V125H142ZM130 124H131V123H130ZM87 125H88V124H86L85 126H87ZM90 125H89V126H90ZM134 125H135V124H134ZM71 126H72V125H71ZM91 126H90V127H91ZM97 126H98V125H97ZM122 126H123V125H122ZM125 126H126V125H125ZM127 126H128V124H127ZM130 126H131V125H130ZM130 126H129V127H130ZM75 127H76V126H75ZM75 127H74V128H75ZM131 127H134V126H131ZM84 128H86V127H84ZM91 128H92V127H91ZM97 128H98V127H97ZM97 128H96V129H97ZM139 128L141 129V127L138 126L137 129H139ZM72 129H73V127H72ZM87 129H88V126H87ZM94 129H93V130H94ZM137 129H136V130H137ZM73 130H74V129H73ZM73 130H72V131H73ZM67 131H68V130H67ZM72 131H70V132H72ZM75 131H77V130L75 129ZM78 131H81V130H79V127H78ZM90 131H92V130H90ZM160 131H161V130H160ZM81 132H82V131H81ZM86 132H87V131H86ZM162 132H163V131H162ZM75 133H76V132H75ZM88 133H89V132H87L86 135H88ZM160 133H161V132H160ZM67 134H68V133H67ZM67 134H66V135H67ZM76 134H77V133H76ZM80 134H81V133H80ZM158 134H159V133H158ZM72 135H74V134H72ZM72 135H71V138L73 137ZM86 135H85L84 137H86ZM67 136H68V135H67ZM67 136H66V137H67ZM88 136H89V135H88ZM90 136H91V135H90ZM86 138H88V137H86ZM86 138H85V139H86ZM100 138H101V137H100ZM89 139H90V138H89ZM89 139H88V140H87V139H86V140L82 139L81 141L84 140L86 143H88ZM90 140H91V139H90ZM79 141H80V140H79ZM81 141L78 142V143H81ZM137 141H138V139L135 140L136 143H137ZM90 142H91V141H89V143H90ZM101 142H102V141H101ZM133 142H134V141H133ZM135 142H134V143H135ZM18 143H19V142H18ZM18 143H17V146H18ZM86 143L82 142V144H80L81 146H80V145H77V146L82 147V148L84 147V148H85L84 150H86L87 147H88V145H85ZM103 143H104V142H103ZM82 145H83V146H82ZM84 145L87 146V147H85ZM101 145H102V143H101ZM103 145H104V144H103ZM77 146H76V147H77ZM18 147H19V146H18ZM79 147H78L77 149H79ZM19 148H20V147H19ZM82 148H81V149H82ZM89 148H90V144H89ZM92 148H93V147H92ZM92 148H90V149H92ZM90 149H88V150H90ZM79 150H80V149H79ZM64 151H65V150H64ZM81 151H82V150H81ZM87 152H88V151H87ZM87 152H86V153H87ZM235 152L237 153V151H235ZM86 153H85V155H86ZM150 153H151V152H150ZM87 154H89V153H87ZM90 154H91V151H90ZM90 154H89V155H90ZM70 155H71V153H70ZM89 155H86V157L84 156V158H85V159H88L87 156H89ZM92 155H93V154H92ZM92 155H91V156H92ZM71 156H72V155H71ZM82 156H83V155H82ZM93 156H94V155H93ZM82 158H83V157H81L80 159H81V160H84V159H82ZM90 158H91V157H90ZM95 160H96V161H99V160H97V159H95ZM78 162H79V161H78ZM81 162H82V161H80V164H81ZM76 163H77V162H76ZM77 164H78V163H77ZM80 164H79V165H80ZM77 166H78V165H77ZM12 195H13V194H12ZM15 195H16V194H15ZM14 199H16V198H14ZM74 203H75V202H71V203H69V204L67 203V206L70 208V207L73 206ZM52 211H53V210H52ZM52 211H51V212H52ZM54 211H55V210H54ZM51 212H50V213H51ZM89 212H90V211H89ZM50 213L48 212V215H49ZM87 215H88V214H87ZM78 218H79V217H78ZM107 220H108V219H107ZM106 223H107V222H106ZM103 227H104V226H103ZM105 229H106V228H104V231H105ZM90 231H92V230H90ZM90 231H89V232H90ZM106 231H107V229H106ZM36 232H37V230H35V234H36ZM76 232H79V231L77 230ZM98 232H99V231H98ZM101 232H103V231H101ZM70 233H71V232H69V234H70ZM58 234H59V233H58ZM100 234H101V233H100ZM25 235L27 236V234H25ZM72 235H73V234H72ZM68 245H69V244H68ZM65 246H66V245H65ZM72 246H73V245H72ZM72 246H71V248H72ZM45 247H49V246H45ZM66 247H68V246H66ZM73 247H74V246H73ZM71 248H70V249H71ZM65 250H66V248H65ZM71 250H72V249H71Z\"/></svg>",
  "mask_w": 264,
  "mask_h": 264
}]
</instances>
